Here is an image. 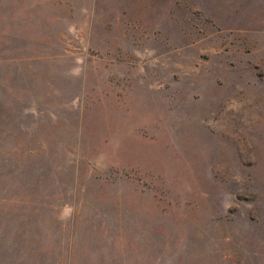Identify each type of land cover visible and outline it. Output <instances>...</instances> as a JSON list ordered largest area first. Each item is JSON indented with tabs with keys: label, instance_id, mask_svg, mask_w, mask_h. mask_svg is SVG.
<instances>
[{
	"label": "rangeland",
	"instance_id": "374dc122",
	"mask_svg": "<svg viewBox=\"0 0 264 264\" xmlns=\"http://www.w3.org/2000/svg\"><path fill=\"white\" fill-rule=\"evenodd\" d=\"M0 264H264V0H0Z\"/></svg>",
	"mask_w": 264,
	"mask_h": 264
}]
</instances>
